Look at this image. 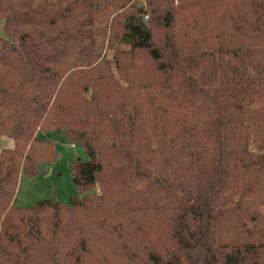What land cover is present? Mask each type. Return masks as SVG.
Segmentation results:
<instances>
[{
  "label": "trees",
  "instance_id": "1",
  "mask_svg": "<svg viewBox=\"0 0 264 264\" xmlns=\"http://www.w3.org/2000/svg\"><path fill=\"white\" fill-rule=\"evenodd\" d=\"M123 1L0 0V264H264V241L219 232L264 204V0ZM43 130L88 154L79 193L18 206L55 157Z\"/></svg>",
  "mask_w": 264,
  "mask_h": 264
},
{
  "label": "rangeland",
  "instance_id": "2",
  "mask_svg": "<svg viewBox=\"0 0 264 264\" xmlns=\"http://www.w3.org/2000/svg\"><path fill=\"white\" fill-rule=\"evenodd\" d=\"M123 4L119 9L120 18H122V15L124 16L125 12L131 10L134 4L144 6L146 10L149 9L147 0H131L125 3L123 1ZM115 9L116 6L113 4L110 10L114 11ZM148 16L149 12H147L145 18L148 19ZM0 33L6 35L3 19H0ZM116 47L128 46L116 44ZM106 55L107 58L113 60L115 55L114 48L107 49ZM112 64L116 77H120L116 66L114 63ZM122 82L124 83V81ZM41 136L55 142V157L52 161L46 163L50 165V170L47 173L41 170L32 175L22 172L15 199V203L18 206H32L38 201L47 198L59 199L63 203H70L72 196L79 193L73 181L71 166L72 162L78 158H88V154L78 143L69 141L63 131L43 130ZM13 145L14 139L12 137H1L0 151L4 147ZM138 187L140 188L141 199L147 204L155 205L174 201V195H167L157 185L148 186L147 182H144ZM95 191L96 193L101 192L99 182L95 185ZM231 204L225 208L219 221V232L222 239L231 242L264 241V204H259L255 200H246L238 206H236V203Z\"/></svg>",
  "mask_w": 264,
  "mask_h": 264
},
{
  "label": "water",
  "instance_id": "3",
  "mask_svg": "<svg viewBox=\"0 0 264 264\" xmlns=\"http://www.w3.org/2000/svg\"><path fill=\"white\" fill-rule=\"evenodd\" d=\"M39 169L43 171L44 173H47L50 170V165L46 163H40L39 164Z\"/></svg>",
  "mask_w": 264,
  "mask_h": 264
}]
</instances>
